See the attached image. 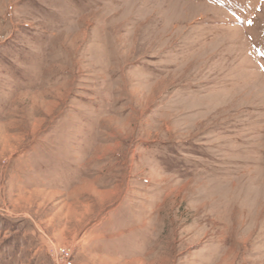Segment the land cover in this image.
<instances>
[{"label":"rangeland","instance_id":"obj_1","mask_svg":"<svg viewBox=\"0 0 264 264\" xmlns=\"http://www.w3.org/2000/svg\"><path fill=\"white\" fill-rule=\"evenodd\" d=\"M64 249L264 264V0H0V264Z\"/></svg>","mask_w":264,"mask_h":264},{"label":"built area","instance_id":"obj_2","mask_svg":"<svg viewBox=\"0 0 264 264\" xmlns=\"http://www.w3.org/2000/svg\"><path fill=\"white\" fill-rule=\"evenodd\" d=\"M54 259L56 260L57 264H71L69 261V250H61V258L60 262L57 260V254L55 250H53ZM59 262V263H58Z\"/></svg>","mask_w":264,"mask_h":264}]
</instances>
